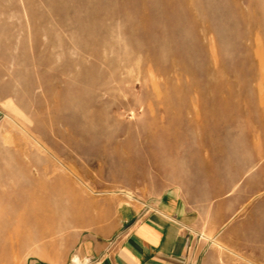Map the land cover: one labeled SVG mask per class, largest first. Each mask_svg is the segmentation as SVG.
I'll return each mask as SVG.
<instances>
[{
	"label": "rangeland",
	"instance_id": "obj_1",
	"mask_svg": "<svg viewBox=\"0 0 264 264\" xmlns=\"http://www.w3.org/2000/svg\"><path fill=\"white\" fill-rule=\"evenodd\" d=\"M258 169L264 0H0V264H78L179 171L217 202L233 171L258 196ZM226 233L198 264H264Z\"/></svg>",
	"mask_w": 264,
	"mask_h": 264
},
{
	"label": "crops",
	"instance_id": "obj_2",
	"mask_svg": "<svg viewBox=\"0 0 264 264\" xmlns=\"http://www.w3.org/2000/svg\"><path fill=\"white\" fill-rule=\"evenodd\" d=\"M248 173L233 171L222 189L224 196L215 202L210 185L204 190L196 178H183L187 171H179L177 189L122 211L123 233L113 242L86 239L77 252L78 264H198L201 253L191 242L201 232L214 237L224 230L228 247L244 249L252 246L251 235L257 232V245L264 247V170L258 169L259 194L254 197L252 184L240 181ZM240 215L242 219L236 220ZM230 233H237L242 244Z\"/></svg>",
	"mask_w": 264,
	"mask_h": 264
},
{
	"label": "bare ground",
	"instance_id": "obj_3",
	"mask_svg": "<svg viewBox=\"0 0 264 264\" xmlns=\"http://www.w3.org/2000/svg\"><path fill=\"white\" fill-rule=\"evenodd\" d=\"M199 101V100H198ZM36 141V140H35ZM38 144V143H37ZM53 186V185H52ZM52 188V187H51ZM45 189H46V187H45ZM38 190V189H37ZM47 191V193H48V190H46ZM41 193V192H43V189H40L39 191H38V193ZM31 194V193H30ZM39 195H42V194H39ZM129 195V194H128ZM31 196V195H30ZM131 196V195H130ZM27 197V196H26ZM34 198V197H33ZM27 199V198H26ZM29 199V198H28ZM48 200H49V198H48ZM29 202V201H28ZM47 204V203H46ZM46 204H44L43 205V207L41 206L40 208H41V212L39 211V212H37L36 213V216L38 217V220H39V222L41 223V222H48V221H43V219L41 218L42 217V212H43V208H44V206L46 205ZM50 213H52V212H50ZM55 216V215H54ZM32 218V217H31ZM55 218H57L56 216L53 218L54 220H56ZM37 219V218H36ZM33 221H35V220H33ZM51 222V221H50ZM36 223V222H35ZM42 224V223H41ZM14 228V227H13ZM20 231V230H19ZM18 231V232H19ZM14 233V232H13ZM216 245L219 247V248H221V249H224L223 248V246L222 245H220V244H218V243H216ZM74 262L76 261V258H74V260H73Z\"/></svg>",
	"mask_w": 264,
	"mask_h": 264
}]
</instances>
